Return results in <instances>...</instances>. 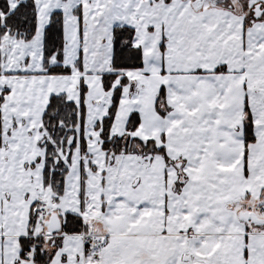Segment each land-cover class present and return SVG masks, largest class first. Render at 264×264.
Segmentation results:
<instances>
[{"label": "snow or ice", "instance_id": "6c2138e0", "mask_svg": "<svg viewBox=\"0 0 264 264\" xmlns=\"http://www.w3.org/2000/svg\"><path fill=\"white\" fill-rule=\"evenodd\" d=\"M0 264H264V0H0Z\"/></svg>", "mask_w": 264, "mask_h": 264}]
</instances>
